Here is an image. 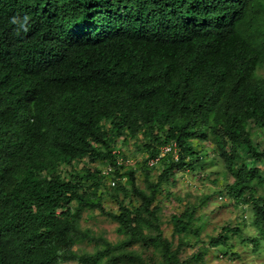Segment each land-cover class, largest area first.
<instances>
[{"label": "trees", "instance_id": "obj_1", "mask_svg": "<svg viewBox=\"0 0 264 264\" xmlns=\"http://www.w3.org/2000/svg\"><path fill=\"white\" fill-rule=\"evenodd\" d=\"M256 129L264 0H0V264H148L135 244L182 264L181 249L202 243L201 262L245 217L202 236L208 219L187 204L168 239L162 202L180 175L216 161L234 179L218 193L264 235ZM167 145L176 153L160 157ZM85 212L117 223L123 240L84 229ZM243 241L259 251L255 236Z\"/></svg>", "mask_w": 264, "mask_h": 264}, {"label": "rangeland", "instance_id": "obj_2", "mask_svg": "<svg viewBox=\"0 0 264 264\" xmlns=\"http://www.w3.org/2000/svg\"><path fill=\"white\" fill-rule=\"evenodd\" d=\"M253 139L255 143L262 142L264 147L263 131L256 129ZM204 147L213 151V155L210 154L211 158L215 156L216 146L213 143L206 142L202 145V148ZM126 150L134 161L141 160L142 156L136 154L133 141L129 143ZM220 163L221 162L216 161L215 164L206 165L198 175L185 172L178 177V184L173 189L175 194L171 197V200L163 199L164 201L162 202L163 212L161 228L164 237L173 239V227L170 224L171 215L176 213L181 214L185 210L187 204L196 205L197 217L204 215L208 219L206 230L202 236L206 234L214 236L221 231L222 227L233 224L238 220L241 221L243 220L242 217H245L244 220L246 223H239V226H241L243 230L242 234L231 235L229 246L231 245L232 252H227L229 246L227 248L222 246L218 249L209 250V253L203 261H192V257L195 253L206 249V245L200 243L181 249L179 255L180 260L182 264H264V235L261 234L257 228H252L249 214L244 215V213L240 212V209L234 205L233 201H230L227 196H222L218 193L219 190L223 189L226 182L230 183L234 181L231 175L226 176V172ZM84 165L85 163L82 162L76 164V167L80 169L84 167ZM105 167L106 166H104L103 169ZM157 173L158 172H155L154 174ZM138 182L139 185L143 187V177L140 174L138 175ZM104 204L107 208L116 210L115 203L111 199H107ZM82 226L84 229L90 228L95 236H105L112 243L120 242L124 238L123 235L117 233L118 224L111 221L108 217L101 215L99 212H85ZM249 236L256 237L260 243L259 251H255L254 245L243 241L244 238ZM175 239L177 245L178 239ZM204 239L206 240L207 238L204 237ZM192 240L195 241L196 239L193 238ZM75 250L78 253H86L95 252L96 248L87 243H78L75 246ZM131 250L139 252L148 264H161V255L155 250H145L141 244H135ZM226 252L228 255H226ZM69 264L77 263L74 262Z\"/></svg>", "mask_w": 264, "mask_h": 264}, {"label": "clouds", "instance_id": "obj_3", "mask_svg": "<svg viewBox=\"0 0 264 264\" xmlns=\"http://www.w3.org/2000/svg\"><path fill=\"white\" fill-rule=\"evenodd\" d=\"M166 147H172V150L171 151H169V152H174V153H176V146H172V145H167V146H164V147H162V150H161V155H160V157H163V156H165L166 154H168L169 152H166L163 156H162V154H163V151H164V149L166 148ZM178 154V153H177ZM175 158H176V160H177V158H178V156L177 155H175ZM152 160V159H151ZM151 160H149V163H150V161ZM150 165V164H149ZM235 223H236V221H235Z\"/></svg>", "mask_w": 264, "mask_h": 264}, {"label": "built area", "instance_id": "obj_4", "mask_svg": "<svg viewBox=\"0 0 264 264\" xmlns=\"http://www.w3.org/2000/svg\"><path fill=\"white\" fill-rule=\"evenodd\" d=\"M172 150V147H166L165 149H164V151H163V154H162V156L166 153V152H169V151H171ZM158 161H159V158H156V159H152L151 161H150V165H154V164H156V163H158ZM113 185H114V183H113Z\"/></svg>", "mask_w": 264, "mask_h": 264}]
</instances>
